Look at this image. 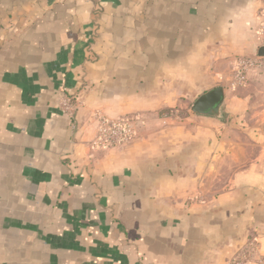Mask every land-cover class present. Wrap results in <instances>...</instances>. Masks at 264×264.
I'll return each mask as SVG.
<instances>
[{"label": "crops", "instance_id": "obj_1", "mask_svg": "<svg viewBox=\"0 0 264 264\" xmlns=\"http://www.w3.org/2000/svg\"><path fill=\"white\" fill-rule=\"evenodd\" d=\"M262 22L264 0H0V264H229L251 231L264 256V72L228 88ZM217 87L220 119L184 114ZM96 113L133 139L93 149Z\"/></svg>", "mask_w": 264, "mask_h": 264}, {"label": "built area", "instance_id": "obj_2", "mask_svg": "<svg viewBox=\"0 0 264 264\" xmlns=\"http://www.w3.org/2000/svg\"><path fill=\"white\" fill-rule=\"evenodd\" d=\"M258 48L264 49V22H262L256 33ZM251 71L264 72V58L258 56L242 57L235 61V66L228 88L235 89L245 85L247 74ZM59 109L69 117L74 115V104L72 100L64 95L59 103ZM97 129L91 142L93 149H112L128 144L134 137L133 121L129 117L109 119L100 113L95 114ZM231 264H264V258L247 259L244 256L237 257Z\"/></svg>", "mask_w": 264, "mask_h": 264}, {"label": "water", "instance_id": "obj_3", "mask_svg": "<svg viewBox=\"0 0 264 264\" xmlns=\"http://www.w3.org/2000/svg\"><path fill=\"white\" fill-rule=\"evenodd\" d=\"M257 56L264 58V49L259 48ZM224 99V88H214L201 95L190 107L191 116H204L220 119L222 116V102Z\"/></svg>", "mask_w": 264, "mask_h": 264}, {"label": "rangeland", "instance_id": "obj_4", "mask_svg": "<svg viewBox=\"0 0 264 264\" xmlns=\"http://www.w3.org/2000/svg\"><path fill=\"white\" fill-rule=\"evenodd\" d=\"M190 108L187 107V109H184V114H189ZM190 115V114H189ZM258 232L257 231H251V233L248 235L247 240L245 241L242 248L238 251L236 255L231 259V261L237 257L244 256L247 259H256L258 257L264 258V256L259 255L258 251L256 249L258 245ZM257 253V254H256ZM231 264V262L229 263Z\"/></svg>", "mask_w": 264, "mask_h": 264}]
</instances>
